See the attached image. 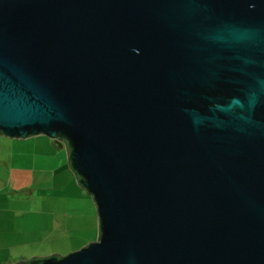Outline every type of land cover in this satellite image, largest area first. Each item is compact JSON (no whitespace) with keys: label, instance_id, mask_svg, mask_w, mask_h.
Returning <instances> with one entry per match:
<instances>
[{"label":"water","instance_id":"1","mask_svg":"<svg viewBox=\"0 0 264 264\" xmlns=\"http://www.w3.org/2000/svg\"><path fill=\"white\" fill-rule=\"evenodd\" d=\"M0 134L64 147L97 220L4 264H264V0H0Z\"/></svg>","mask_w":264,"mask_h":264},{"label":"crops","instance_id":"2","mask_svg":"<svg viewBox=\"0 0 264 264\" xmlns=\"http://www.w3.org/2000/svg\"><path fill=\"white\" fill-rule=\"evenodd\" d=\"M41 137L43 136H39L38 138L33 137L30 139L29 142H34L36 145H31L29 143V145L25 146L21 152L15 150L12 153L10 150V162L13 155L16 157L22 156L25 154V150L30 151L28 154L29 157L32 159L37 158L31 149H38L43 144L52 149H54V147L60 148L56 146L50 138H45L46 136L43 138ZM0 142L2 148L6 149V144L8 142L5 140H0ZM23 144L25 143L23 142ZM62 148L64 149L65 162L68 166L66 161V151L64 147ZM43 153H41L39 156V158L44 162L43 165L11 164L3 170V175L0 176V187L5 193L8 192L6 191L7 187V189H11L12 198H14L15 195H26V198L29 199L26 203L28 208L22 207L20 205L18 206L16 204H8L6 202L4 203V201L0 199V264L7 262L13 263L18 260H26L32 256H40L49 254L51 252H58V249L54 247V243H58L61 238V233L57 227L58 224L60 226V224L63 223L55 216L56 212L58 211V209H54L56 201L54 196L55 190L59 193V197L63 198L65 206L69 208V212H75V210L78 212L80 210L79 212L82 213L83 211L86 216H89L96 222L97 229V220L94 214L95 207L90 195L87 194L76 181L72 180V178L68 180L63 179L65 178L63 173L65 171L63 167L65 166L60 161V154H58L57 159L53 160V164H47L44 161V157H48L51 154H47L46 152ZM68 168L70 169L69 166ZM54 176L55 179H57V182L63 181L64 183L54 187ZM73 176L75 179L74 173ZM44 190H47V197L50 199V202L47 204L46 197L42 196L44 195L42 194ZM49 205L51 207L50 210L53 211L52 218L48 217V213L37 208V206L43 208L44 206ZM10 210L13 211L14 217L9 215L11 212ZM5 214H8L9 216H6ZM47 228H50L49 233L47 236H44L43 232Z\"/></svg>","mask_w":264,"mask_h":264},{"label":"rangeland","instance_id":"3","mask_svg":"<svg viewBox=\"0 0 264 264\" xmlns=\"http://www.w3.org/2000/svg\"><path fill=\"white\" fill-rule=\"evenodd\" d=\"M39 136L45 137V135H42V134L29 136L27 138H21V137L12 138V137H6L3 135H0V140H5L6 142H8L6 144V149L2 148V145L0 142V176L3 175V170L6 169V167L10 166L11 164L12 165H29V164L43 165L44 162L42 159L39 158V156L41 155V153L46 152L47 154H51V155L48 157H44L45 163L53 164V160L57 159L58 154H60V156H61L60 161L65 166V167H63V169L65 170L63 172L65 178H63V179L68 180V179L72 178V180L75 181L72 171L66 165L65 155H64L65 153H64V149L62 147H60V148L54 147V149H52V148L43 144L38 149L32 150L30 148L31 151L33 152V154L37 156V158L32 159L31 157L28 156L30 151L25 150L24 151L25 154L22 156L16 157L15 155H13L12 160L10 162V158H9L10 157V150L12 151V153L15 150L21 152V150L25 146H28L29 143L31 145H36L34 142H29V140L32 139L33 137L38 138ZM43 137H41V138H43ZM45 138H47V136ZM12 140H16V141H12ZM19 140H21V141H19ZM23 142L25 144H23ZM43 154H45V153H43ZM56 182H57V179H55V176H54V184H55L54 187H56L59 184L64 183L63 181H58L56 184ZM0 184H1V182H0ZM6 191H8V192L5 193L4 190L1 189V187H0V199L3 200L4 203L6 202L8 204H16L18 206L20 205L22 207L28 208V205H26V203L29 199L26 198V195H20V196L15 195V197L12 198L11 189L10 188L7 189V187H6ZM46 192H47V190H44L42 192V194H44V195H42V196L46 197V204H47L48 202H50L49 201L50 199H49V197H47ZM16 194H18V193H16ZM54 196L56 198L54 209L55 210L58 209L55 216L57 218H59V220L63 223V224H60V226L58 224V227H57V229L59 228V232L61 233L60 234L61 238H60L59 242L54 243V247L56 249H58L57 251L58 252L60 251L59 252L60 254H64L68 251L74 250V249L84 245L88 241L95 239L96 231H97L96 222L92 218H90L89 216H86V214L83 211H82V213L79 212L80 210L78 212H77V210H75V212H69V208H67L65 206L63 198L59 197V193L56 190L54 191ZM50 205L44 206L43 208L37 206V208L42 209L43 211L48 213L47 215L49 218H52L53 211L50 210V208H51ZM94 214H95V218H96L95 209H94ZM5 215L6 216L10 215V216L14 217L13 211H11L9 215L8 214H5ZM44 216H46V215H44ZM72 223H75V224H72ZM55 228H56V226H55ZM49 229L50 228H47L43 232L44 236L48 235Z\"/></svg>","mask_w":264,"mask_h":264}]
</instances>
